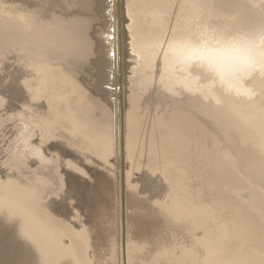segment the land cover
I'll list each match as a JSON object with an SVG mask.
<instances>
[{
  "label": "bare ground",
  "instance_id": "obj_1",
  "mask_svg": "<svg viewBox=\"0 0 264 264\" xmlns=\"http://www.w3.org/2000/svg\"><path fill=\"white\" fill-rule=\"evenodd\" d=\"M82 1L61 0L60 4L59 0H47L51 6L46 7L45 0H0V59L10 61L0 69V82L8 78V111L24 109L25 123L30 124L24 125L19 137L17 171L27 174V153L50 171L56 164L45 157L44 151L56 156L63 163L73 197L70 209L61 215L70 221H82L86 234L90 233V243L94 238L92 252L102 248L111 218L110 197L106 195L110 191L107 171L113 147L112 113L117 112L120 99L126 118L130 110V116L133 114L138 121L132 135L153 140L156 159L161 160L162 152L178 147L186 150L199 145L213 151L215 164L228 169L236 196L264 220V0ZM79 3L83 10L93 8V26L88 20L89 11L76 7ZM108 48L113 55L106 51ZM15 62L25 73L14 72ZM127 66L131 68L123 85L128 84V91L126 88L115 98L119 69L124 73ZM39 73L45 81L59 77L53 83L55 95L43 106H53L55 116L63 115L69 128H58L54 121L44 122V118L35 122L39 119L38 102H42V87L35 77ZM68 95L74 97L70 109ZM143 168L146 179L158 184L163 181L162 173L156 171L158 167L146 163ZM154 173L158 175L152 179ZM78 178L84 181L80 189ZM226 184L227 188L231 186ZM28 197L31 200L30 192ZM32 205L28 203L29 217ZM185 206L181 207L183 211ZM183 214L181 218L188 216ZM27 225L32 245L40 241L34 235L42 239L41 235L50 233L45 232L42 223ZM219 236L203 238L210 240L198 243L197 249L207 253L212 250V256H220L224 247ZM82 244L78 248L84 254ZM239 247L230 250V260L231 255L233 259L245 256L246 251ZM151 264L180 263L170 261L164 252Z\"/></svg>",
  "mask_w": 264,
  "mask_h": 264
},
{
  "label": "rangeland",
  "instance_id": "obj_2",
  "mask_svg": "<svg viewBox=\"0 0 264 264\" xmlns=\"http://www.w3.org/2000/svg\"><path fill=\"white\" fill-rule=\"evenodd\" d=\"M45 1L46 7H50L51 4L47 3V0ZM59 1L61 4V0ZM81 2L83 3L82 0ZM76 5V7L80 6V11H89L88 20L90 22V12L93 11V8L83 10L81 3ZM75 9L76 12L79 11V8ZM76 16L80 17L81 14ZM98 22L95 25L99 24ZM90 26H93V22H90ZM106 51H110V48ZM108 53L113 55L111 52ZM125 58L129 60L128 55ZM9 62L5 58L0 59V69L5 68L6 64L10 65ZM13 67L15 73H25L19 62H15ZM127 67L124 73L119 69L120 75L118 74L119 79H117L119 92L117 95L116 92L114 93L115 98H119L121 91L125 90L126 92V88L128 91V84L125 82L123 85L131 66ZM66 76L68 77V75ZM35 77L39 79L37 85L42 87V102H38V114H36L39 119L35 122L44 118V122L54 121L58 128H69L70 126L63 115L55 116L53 106H43V103L51 95H55L53 83L59 77L55 76L48 81H45L42 73ZM35 77L34 80L37 82ZM95 78L93 77V80ZM2 81L0 87H3L0 90L3 89L6 92L1 90L3 93L0 94V103L5 102V105H0V264H151L154 257L164 252L168 253L170 261H178L180 264H264V220L249 211L248 206L236 196L228 169L222 164L218 166L215 164L213 151L200 148L199 145L188 147L186 150L183 147H178L177 151L174 149V151L162 152L161 160L156 159L152 154L151 142L153 140L137 138L132 135L138 121L133 114L130 116V110L127 115L129 118H126L125 105L122 109L120 99L117 112L115 110V113H112L113 147L110 170L107 171L110 191L106 196L110 197V226L107 236L105 235L103 247L92 252L90 245L94 246V238L90 243V233L86 234L81 226L82 221L78 218L70 221L68 217L61 215L70 209L73 199L63 163L53 154L44 151L45 157L51 158L56 164L54 170L50 171L43 168L35 157L27 153L25 156L27 174L24 175L17 171L15 156L19 148V137L24 125L29 123H25L27 117H25V112L23 113L24 109L16 108L8 111V100H6L8 99V86H6L8 78L5 77ZM111 88L115 89V87ZM2 97H5V100ZM73 99L72 95H68L66 98L69 109L72 108ZM112 104L111 102L108 105ZM2 106L3 108H1ZM41 122L43 123V121ZM32 140L36 144L35 139ZM170 140L175 141V137H170ZM37 146L40 147V145ZM170 159L171 161H168ZM146 163L158 167L156 171H160L164 178L161 183H153L151 179H146L144 175L146 172L143 168ZM97 169L100 170L99 167ZM103 170L102 168L101 172ZM146 170L153 169L146 167ZM156 175L158 174L154 173L151 178L154 179ZM226 181L228 185H231L228 188ZM76 182L77 188H82L84 181L78 178ZM29 192L31 200L28 197ZM25 194L28 196L26 197ZM28 203L33 204V210L30 209L32 212L30 217L28 216L30 214ZM183 204L186 205L185 209L187 207L186 211L181 209ZM144 208L146 209L144 210ZM174 208L180 209L176 211ZM39 210H43L41 216L37 215ZM182 211L189 218L188 216L181 218ZM176 213L181 216L175 215ZM143 216L145 217L143 218ZM181 220L182 223H180ZM40 223H42V228H45V232L50 233L41 235L42 239H39L40 235H34L43 244H39V241L38 244L32 245L31 233L27 224L37 226ZM210 235H220L219 239L222 240L224 250L218 257V254L212 256V250H208L207 253L197 249V244L202 241L205 244L210 239L205 241L204 239ZM81 238L84 239L83 244ZM81 244L84 254H81V248H78L81 247ZM151 244L153 247L155 246L153 249ZM158 244H161V247ZM235 245L236 248H240L239 245H241L247 253L245 252L244 257L234 256L236 259L234 261L232 255L230 260V250L235 249ZM57 248L59 252H57ZM182 253H187V256H181ZM222 257L230 262L222 261ZM164 258L166 257L164 256Z\"/></svg>",
  "mask_w": 264,
  "mask_h": 264
}]
</instances>
